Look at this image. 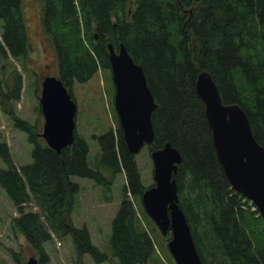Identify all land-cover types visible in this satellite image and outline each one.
I'll return each mask as SVG.
<instances>
[{
  "label": "trees",
  "instance_id": "1",
  "mask_svg": "<svg viewBox=\"0 0 264 264\" xmlns=\"http://www.w3.org/2000/svg\"><path fill=\"white\" fill-rule=\"evenodd\" d=\"M41 19L54 46V75L74 100L75 81L110 70L109 43L115 50L123 44L141 65L157 103L147 147L151 151L170 142L181 154L173 174L178 204L203 264H264V218L229 183L195 89L197 74L208 71L222 101L244 108L264 146V0H44ZM29 40L22 0H0V58L19 60L28 77L36 75L28 66ZM10 65L1 64L6 70L0 76V106L32 144L30 160L16 165L9 145L0 141L6 164L0 167V184L18 213L12 227L22 231L38 264L51 263L47 242L67 236L77 262L88 254L95 264H148L156 249L140 200L147 185L136 154L126 146L113 101L114 126L94 134L95 156L76 128L73 142L57 151L37 122L16 115L24 78ZM101 169H109L111 177ZM120 172L126 181L110 221L107 252L93 242L86 224H74L80 186L72 176L104 184ZM12 255L15 264H23L20 253ZM154 264H161L159 256Z\"/></svg>",
  "mask_w": 264,
  "mask_h": 264
},
{
  "label": "water",
  "instance_id": "2",
  "mask_svg": "<svg viewBox=\"0 0 264 264\" xmlns=\"http://www.w3.org/2000/svg\"><path fill=\"white\" fill-rule=\"evenodd\" d=\"M114 84L113 104L128 150L136 154L153 141L151 113L157 105L147 85L144 71L120 44L115 50L108 44ZM195 89L204 103L217 158L231 186L256 205L264 218V146L254 137L248 116L237 103H224L211 74L200 71ZM39 104L43 114L41 135L46 143L60 151L75 137L76 101L54 74L41 80ZM153 184L140 196L146 214L162 234L170 236L168 250L176 264H203L194 243L186 216L178 204L173 174L181 154L170 142L150 152ZM25 264H38L31 256Z\"/></svg>",
  "mask_w": 264,
  "mask_h": 264
},
{
  "label": "rangeland",
  "instance_id": "3",
  "mask_svg": "<svg viewBox=\"0 0 264 264\" xmlns=\"http://www.w3.org/2000/svg\"><path fill=\"white\" fill-rule=\"evenodd\" d=\"M43 4L44 0H22V10L29 41L32 45L30 50L32 59L28 62V66L36 72V75L28 77L19 60L12 57L0 58V76L6 70L5 68L1 69V64L7 65L11 69V63L20 70L24 78L21 98L14 103L16 115L31 123L37 122L40 131L43 124V115L39 112L40 83L43 75L55 74L56 68L54 46L41 19ZM73 92L77 104L76 129L89 142L90 155L95 156L99 143L94 134L102 133L114 126L112 111L114 84L111 70H101L85 82L75 81ZM0 141L7 142L16 165L30 160L32 144L27 140V134L14 125L13 120L2 110L1 106ZM150 152L145 145L135 155L141 180L147 186L151 185L154 180ZM5 166L6 164L0 158V167ZM102 171L108 179L111 177L109 169ZM72 178L80 186L73 211L74 224L76 226L86 224L91 232L93 242L100 249L109 252L110 221L120 202L122 186L126 181L125 174L120 172L115 175L111 183L104 184L97 183L89 177L72 176ZM17 214L6 190L0 184V264L17 263L12 255L13 251L20 253L23 264L29 257L34 256L22 231L12 227L11 218ZM144 224L152 236L156 249V253L148 264H154V258L157 256L160 257L161 264H173L170 262L171 256L165 235L152 220H145ZM60 242L59 246L54 240L46 243V249L51 256L50 264H90L85 257L77 262L71 236L65 237ZM114 260L116 262V259ZM102 264L111 263L104 262Z\"/></svg>",
  "mask_w": 264,
  "mask_h": 264
},
{
  "label": "crops",
  "instance_id": "4",
  "mask_svg": "<svg viewBox=\"0 0 264 264\" xmlns=\"http://www.w3.org/2000/svg\"><path fill=\"white\" fill-rule=\"evenodd\" d=\"M83 257H85V259L88 260V261L90 262V264H95V263L90 259L89 256L85 255V256H83ZM83 257H82V258H83ZM85 259H83V260H85Z\"/></svg>",
  "mask_w": 264,
  "mask_h": 264
},
{
  "label": "built area",
  "instance_id": "5",
  "mask_svg": "<svg viewBox=\"0 0 264 264\" xmlns=\"http://www.w3.org/2000/svg\"><path fill=\"white\" fill-rule=\"evenodd\" d=\"M250 205L252 206V203L250 202ZM252 208L254 209L255 208V206H252Z\"/></svg>",
  "mask_w": 264,
  "mask_h": 264
},
{
  "label": "bare ground",
  "instance_id": "6",
  "mask_svg": "<svg viewBox=\"0 0 264 264\" xmlns=\"http://www.w3.org/2000/svg\"><path fill=\"white\" fill-rule=\"evenodd\" d=\"M192 8V7H191ZM244 109V108H243ZM245 113H246V111H245ZM247 114V113H246ZM255 209V208H254Z\"/></svg>",
  "mask_w": 264,
  "mask_h": 264
}]
</instances>
